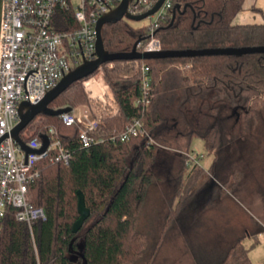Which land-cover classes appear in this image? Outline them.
I'll return each mask as SVG.
<instances>
[{
  "label": "trees",
  "instance_id": "obj_1",
  "mask_svg": "<svg viewBox=\"0 0 264 264\" xmlns=\"http://www.w3.org/2000/svg\"><path fill=\"white\" fill-rule=\"evenodd\" d=\"M244 1L172 0L166 19L154 31L160 50L264 46V22H234ZM55 17L57 30L78 27L71 10L58 9ZM102 39L109 52H129L138 39L149 40L148 26L136 27L125 19L105 24ZM143 64L150 69L148 103L142 102ZM98 71L105 103L84 87ZM95 73L72 82L48 105L85 104L96 122L91 135L104 141L83 147L79 132L84 124L65 125L58 116L46 114L35 115L20 132L26 141L53 127L71 159L67 165L48 159L37 162L39 176L29 183L27 200L43 208L45 219L33 223L32 239L27 224L16 221L14 209L8 208L0 232V264H133L146 246L137 224L163 141L185 138L189 146L198 138L214 155L208 170L200 163L188 167L184 158L179 177L185 180L177 187L174 197L179 201L175 209L170 205L163 232L207 171L218 174L231 188L239 186L244 171L231 170L221 159L264 112V53L115 59ZM134 119L142 122L145 135L109 139ZM262 173L255 192L264 204V166ZM77 191L82 192L90 215L73 233L79 217ZM219 264H253L242 237L228 247Z\"/></svg>",
  "mask_w": 264,
  "mask_h": 264
},
{
  "label": "built area",
  "instance_id": "obj_2",
  "mask_svg": "<svg viewBox=\"0 0 264 264\" xmlns=\"http://www.w3.org/2000/svg\"><path fill=\"white\" fill-rule=\"evenodd\" d=\"M122 0H2L0 13V232L7 209H14V218L26 223L32 239V225L36 220H44L45 212L27 200L29 183L39 176L35 168L37 162L48 159L67 165L71 153L62 147L55 129L50 127L44 133L48 138L46 148L41 151V137H31L21 148L12 137V131L19 122V106L27 101L38 103L60 79L70 70L86 60L96 58V24L98 19L117 7ZM158 0H131L128 11L133 15L142 14L154 7ZM172 0H164L151 15L155 16L148 25L149 40L137 43L140 52L160 50V43L154 31L161 20H165ZM58 9L71 10L78 27L73 30L56 29ZM190 66H187L189 68ZM149 67L142 65V102L146 98L149 85ZM90 82L87 88L86 83ZM92 80L84 82L86 92L96 97ZM105 103V100L102 99ZM137 100L136 103H139ZM70 106H63L66 108ZM58 118L65 125L84 124L80 129L79 141L83 147L104 141L91 135L96 122L87 106L61 112ZM142 122L132 120L125 130L112 134L110 140L126 141L131 137L145 135ZM186 166L199 163L202 154H185Z\"/></svg>",
  "mask_w": 264,
  "mask_h": 264
},
{
  "label": "rangeland",
  "instance_id": "obj_3",
  "mask_svg": "<svg viewBox=\"0 0 264 264\" xmlns=\"http://www.w3.org/2000/svg\"><path fill=\"white\" fill-rule=\"evenodd\" d=\"M124 19L133 26L144 27L151 25L155 16L139 21ZM92 78L100 82L101 72ZM80 106L86 105L73 108ZM257 119V124L248 125L246 132L240 130L243 136L226 148L221 159L231 170L244 171L239 186L231 188L218 174L207 171L164 232L168 201L177 183L178 161L174 156H181L177 151L183 155L202 154L199 163L206 170L214 155L195 139L190 146L185 138L162 142V150L158 152L164 155L153 166L154 180L142 207V220L137 224V229L146 236V246L133 264H219L228 247L241 237L253 264H264V235L257 236L256 231L264 223V204L255 192L256 181L263 177L264 112ZM185 149L189 151L182 152Z\"/></svg>",
  "mask_w": 264,
  "mask_h": 264
},
{
  "label": "water",
  "instance_id": "obj_4",
  "mask_svg": "<svg viewBox=\"0 0 264 264\" xmlns=\"http://www.w3.org/2000/svg\"><path fill=\"white\" fill-rule=\"evenodd\" d=\"M131 0H122L121 3L111 9L109 12L102 15L96 24L97 38H96V58L93 60L83 61L81 64L76 66L74 69L70 70L65 74L60 81L47 93L44 97L35 104H31L24 101L19 106V122L12 131V137L18 143V145L24 150L28 151V147L24 144L20 137V132L26 127V125L32 120V118L37 114H46L51 116H58L59 113L69 111L70 107L66 108H51L49 103L57 97L62 91H64L72 82L82 79L84 77L93 75L100 66L108 61H113L115 59H152V58H166V57H195L201 55H213V54H226L240 56L246 53L261 52L264 53V46H254V47H226V48H209V49H183V50H158L151 52H140L137 50V43L141 41L138 39L134 44L133 48L129 52H109L104 48L102 39V28L105 24H115L124 18L139 21L144 18L150 17L163 3L164 0H158L154 7L142 14L133 15L128 11V3ZM1 3L0 0V13H1ZM175 17V9H173L172 19ZM43 141V146L41 151H43L47 144L48 138L46 135H41ZM78 202L77 210L79 217L73 223L72 232L77 233L82 227L84 221L89 217L90 211L85 206L84 196L81 191H77Z\"/></svg>",
  "mask_w": 264,
  "mask_h": 264
},
{
  "label": "crops",
  "instance_id": "obj_5",
  "mask_svg": "<svg viewBox=\"0 0 264 264\" xmlns=\"http://www.w3.org/2000/svg\"><path fill=\"white\" fill-rule=\"evenodd\" d=\"M252 7H255L256 9L255 10H252ZM234 22L235 23H240V24H244V23H262V22H264V0H245L244 1V9L240 12V13H238L237 15H236V17L234 18ZM90 80H92L94 83H92V88L95 90V93H96V97L95 98H97L98 100H100V101H102V99L103 100H106L105 99V89H104V87L102 86V84L100 83V82H98V81H96L95 79H93V78H90ZM196 141H200L201 142V144H202V146L204 147V145H203V141L201 140V139H198V138H194ZM194 139H192V141L194 140ZM191 141V142H192ZM191 144V143H190ZM190 146V145H189ZM159 147H161L160 145H159ZM205 148V147H204ZM206 150V149H205ZM189 150L188 149H185V150H183L182 152H188ZM207 151V150H206ZM177 152H179V154H181V156H174L175 157V159L178 161L177 162V164H178V170H177V175H176V179H177V183H176V186H175V188L173 189V191H172V196H171V199L168 201V204H169V208H170V205L175 209V206L177 205V203H176V199L177 198H179V197H174L176 194V190H177V187H178V185H179V183H180V180H182V181H184L185 180V176H183L182 177V179H181V177H179V169L182 167V165H183V163H184V158L186 157L185 155H183L182 153H181V151H177ZM163 152H160V153H158V155H157V157L156 158H158L159 156H161V155H164V154H162ZM157 160V159H156ZM212 164V163H211ZM211 164H210V166H211ZM209 166V167H210ZM203 168H205V167H203ZM206 169V168H205ZM150 190V188L148 189V191ZM147 195V194H146ZM175 198L174 200H173V202H172V198ZM145 198H146V196H145ZM144 203H145V199H144ZM144 203H143V205H144ZM143 213H142V211H141V213H140V216H139V219H138V221L139 220H142V215ZM178 216V215H177ZM146 219V218H145ZM176 219V218H175ZM174 219V220H175ZM143 220H144V218H143ZM171 224H172V222H170ZM169 223V225H171ZM255 223H256V225H257V222L255 221ZM260 223H262V222H260ZM164 224L166 225V218H165V220H164ZM165 225H164V227H165ZM169 225H167V226H169ZM259 228H257L256 229V231H257V236H260V235H264V231H261V229L260 228H262V227H264V223H262V224H259ZM163 227V228H164ZM248 227H250V226H247V228ZM249 229H251V228H249ZM248 229V230H249ZM247 230V231H248ZM261 233V234H260ZM260 234V235H259ZM254 237H256V236H254ZM247 248V247H246ZM252 261V260H251ZM253 263V262H252Z\"/></svg>",
  "mask_w": 264,
  "mask_h": 264
},
{
  "label": "bare ground",
  "instance_id": "obj_6",
  "mask_svg": "<svg viewBox=\"0 0 264 264\" xmlns=\"http://www.w3.org/2000/svg\"><path fill=\"white\" fill-rule=\"evenodd\" d=\"M90 84H91L90 82H87V83H86L87 88H91V87H90Z\"/></svg>",
  "mask_w": 264,
  "mask_h": 264
}]
</instances>
